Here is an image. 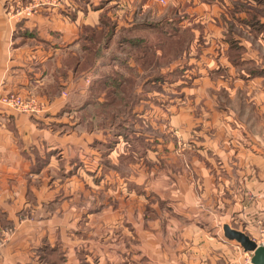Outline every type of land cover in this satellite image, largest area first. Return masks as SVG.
<instances>
[{"label": "crops", "instance_id": "obj_1", "mask_svg": "<svg viewBox=\"0 0 264 264\" xmlns=\"http://www.w3.org/2000/svg\"><path fill=\"white\" fill-rule=\"evenodd\" d=\"M24 1L10 0L8 11L6 0H0V95L15 92L50 104L39 112H22L0 101V224L8 221L17 225L9 241L0 247V264L240 263L245 250L225 236L223 226L228 223L255 235L256 222L264 218V138L247 127L264 124V84L260 72L243 71L232 61L231 40L219 34L222 29L218 27L224 26H215L218 39L206 40L204 68L199 69L205 92H226L229 96L227 103L223 99L205 102L209 112L198 119L203 128L191 140V165L202 181L203 199L190 194L188 200H132L127 196L126 200H79L84 185L78 180H86L97 194L106 182L116 181L119 162L115 145H108L110 151L102 154L105 136L95 135L94 130L84 132L81 121L68 131L69 120L63 115V109L79 103L74 102V92L85 91L79 49H85V23L97 25L98 16L96 20L93 13L85 19L86 12L90 14L85 4L77 6L75 0H64L65 6H44L21 18L14 9ZM112 2H102L98 9ZM74 7L78 12L73 19L62 15ZM96 10L92 12L98 13ZM156 28L164 34L165 28ZM132 39L128 41L132 43ZM148 45L141 43L140 51L147 52ZM158 46L163 47L162 43ZM155 51L158 54L160 50ZM75 58L74 70L69 60ZM63 89L68 95L61 94ZM227 104L229 109L242 106V114L216 111L222 105L226 109ZM79 106L83 107V102ZM126 150L119 153L129 155ZM70 153H76L72 158L75 164L83 161L81 171L86 167L91 176L68 177ZM111 163L110 176L100 177L101 170ZM128 164L132 171L133 163ZM59 169L65 177L56 180L55 187L70 192V199L55 200L58 208L50 209L53 213L35 206L33 220H21V208L27 203L43 206L54 201L52 190L49 197L36 200V174L42 177L39 186L47 185L45 175ZM180 179L173 180V189L184 186L185 179ZM147 204L149 211L144 212Z\"/></svg>", "mask_w": 264, "mask_h": 264}, {"label": "rangeland", "instance_id": "obj_2", "mask_svg": "<svg viewBox=\"0 0 264 264\" xmlns=\"http://www.w3.org/2000/svg\"><path fill=\"white\" fill-rule=\"evenodd\" d=\"M109 1L75 0L77 6L85 4L87 11L90 10L89 15L86 12L85 19L95 14L98 24L94 26L90 21L84 25L85 49H79V56L85 65L81 69L84 72L85 91L74 92V102L79 103L63 109V115L69 120L68 131L75 129L81 121L84 132L94 130L95 135L105 136L106 144L100 147L103 155L110 151L108 145L116 146L119 161L115 166L117 178L116 181L106 182L100 191L97 189L98 195L94 194L86 180L80 177L81 174L86 177L92 174L85 172L86 167L81 171L83 161L75 164L76 159L72 158L76 153L69 155L68 177L78 175L77 179H81L78 183L84 185L79 200H126L127 197L132 200H172L173 197L188 200L190 194V197L202 200L204 187L191 165L194 151L192 139L203 128L202 122L197 123L198 119L209 112L205 102L223 99L227 103L229 98L226 92L204 91L203 71L199 70L204 68L203 47L206 48L207 39H218L215 26H224L218 27L222 29L219 34L231 40L229 55L232 61L243 71L251 74L260 72L264 84V0H112L109 6L98 9V4ZM10 3V0H6L8 11ZM75 3L69 6H75ZM63 4L64 0H25L14 9V13L19 10L21 18L29 17L39 12L41 7L65 6ZM94 9L98 13L92 12ZM77 12L78 9L74 7L62 15H67L71 20ZM157 26L165 28L164 34H159ZM131 37L134 38L132 43L128 41ZM141 43L149 44L147 52L140 51ZM159 43L163 47L160 48ZM155 49L160 50L158 54ZM101 54L104 56L99 59ZM94 62L96 66L92 65ZM69 64L75 70L76 58L74 61L70 59ZM66 90H61V94L66 96ZM237 95L239 99L242 96L241 93ZM82 102L83 107L79 106ZM235 102L231 100V104ZM49 104V101L48 104L43 103V108ZM227 107L223 109L222 105L220 109L218 106L216 111L219 114L222 111L225 114L230 112L234 116L242 114V106ZM247 127L264 138V124ZM126 149L129 155L119 153ZM144 153L147 156L142 157ZM131 162L132 171L128 164ZM87 168L92 170V167ZM112 168V163L111 167L106 165L100 177L110 176L109 170ZM61 172L59 169L47 173L45 177L49 182L42 186H39L43 183L40 180L42 177L36 174V200L49 197V190H52V200L57 203L70 199V192L55 187L56 180L65 177ZM140 175L143 176L142 180ZM177 176H181L180 180L185 179L184 186L173 189V180ZM189 179L193 185H190ZM51 185L53 188L48 189ZM43 186L47 188L46 193ZM250 194L248 198L252 200ZM30 199L34 200L33 195ZM54 201L43 206L39 202L27 203L21 208L20 219L33 220L35 206L42 208L43 212L44 208H48L47 212L53 213L58 208ZM149 207V204L145 205L144 212H148ZM16 228L17 225L12 222L0 224V233L6 235L5 244ZM257 235L256 230V234L250 236L255 240ZM246 257L247 254L241 258V263Z\"/></svg>", "mask_w": 264, "mask_h": 264}, {"label": "built area", "instance_id": "obj_3", "mask_svg": "<svg viewBox=\"0 0 264 264\" xmlns=\"http://www.w3.org/2000/svg\"><path fill=\"white\" fill-rule=\"evenodd\" d=\"M0 101L5 105L22 112H39L42 107H44L43 103L38 102L33 97L29 98L28 96H23L19 93L10 92L6 95H0ZM40 103V104H39ZM256 227L258 231L257 237H255V241L257 243H264V218L259 219L256 222ZM6 235H2L0 233V247L5 244ZM247 257L244 262H240V264H253L251 261V254L246 252Z\"/></svg>", "mask_w": 264, "mask_h": 264}, {"label": "water", "instance_id": "obj_4", "mask_svg": "<svg viewBox=\"0 0 264 264\" xmlns=\"http://www.w3.org/2000/svg\"><path fill=\"white\" fill-rule=\"evenodd\" d=\"M225 236L230 240H236L238 244L251 254L253 264H264V243H257L248 233L232 227L230 224L223 226Z\"/></svg>", "mask_w": 264, "mask_h": 264}, {"label": "trees", "instance_id": "obj_5", "mask_svg": "<svg viewBox=\"0 0 264 264\" xmlns=\"http://www.w3.org/2000/svg\"><path fill=\"white\" fill-rule=\"evenodd\" d=\"M110 38H112V37H110ZM108 39H109V37L107 38V40H108ZM103 48H104V46H103ZM100 53H102L101 50H100ZM103 54H104V53H103ZM103 54L100 55L99 59L103 56ZM98 61H99V60H98ZM97 63H98V62H97ZM92 65H93V66H94V65L96 66V63L94 62ZM83 66H85V65H83Z\"/></svg>", "mask_w": 264, "mask_h": 264}]
</instances>
